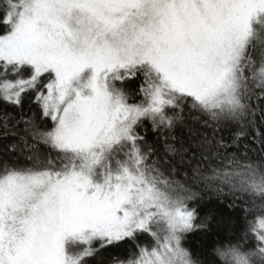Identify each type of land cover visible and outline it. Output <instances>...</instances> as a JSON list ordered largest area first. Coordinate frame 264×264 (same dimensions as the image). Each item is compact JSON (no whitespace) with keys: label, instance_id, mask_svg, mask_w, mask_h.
Segmentation results:
<instances>
[{"label":"snow or ice","instance_id":"snow-or-ice-1","mask_svg":"<svg viewBox=\"0 0 264 264\" xmlns=\"http://www.w3.org/2000/svg\"><path fill=\"white\" fill-rule=\"evenodd\" d=\"M0 264H264V0H0Z\"/></svg>","mask_w":264,"mask_h":264},{"label":"trees","instance_id":"trees-1","mask_svg":"<svg viewBox=\"0 0 264 264\" xmlns=\"http://www.w3.org/2000/svg\"><path fill=\"white\" fill-rule=\"evenodd\" d=\"M197 239H199V237H193V241L195 242Z\"/></svg>","mask_w":264,"mask_h":264}]
</instances>
